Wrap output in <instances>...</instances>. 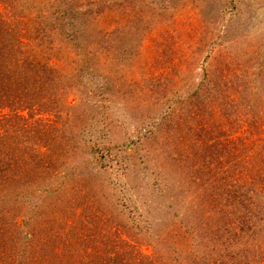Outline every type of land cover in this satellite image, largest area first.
Listing matches in <instances>:
<instances>
[{
	"label": "rangeland",
	"instance_id": "rangeland-1",
	"mask_svg": "<svg viewBox=\"0 0 264 264\" xmlns=\"http://www.w3.org/2000/svg\"><path fill=\"white\" fill-rule=\"evenodd\" d=\"M0 264H264V0H0Z\"/></svg>",
	"mask_w": 264,
	"mask_h": 264
}]
</instances>
